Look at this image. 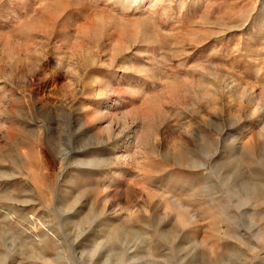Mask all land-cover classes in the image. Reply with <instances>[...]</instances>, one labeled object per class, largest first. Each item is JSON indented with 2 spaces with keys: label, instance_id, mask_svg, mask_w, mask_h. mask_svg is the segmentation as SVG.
<instances>
[{
  "label": "rangeland",
  "instance_id": "1",
  "mask_svg": "<svg viewBox=\"0 0 264 264\" xmlns=\"http://www.w3.org/2000/svg\"><path fill=\"white\" fill-rule=\"evenodd\" d=\"M0 264H264V0H0Z\"/></svg>",
  "mask_w": 264,
  "mask_h": 264
}]
</instances>
